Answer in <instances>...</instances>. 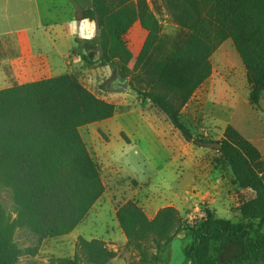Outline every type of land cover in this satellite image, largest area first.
<instances>
[{
  "label": "rangeland",
  "instance_id": "1",
  "mask_svg": "<svg viewBox=\"0 0 264 264\" xmlns=\"http://www.w3.org/2000/svg\"><path fill=\"white\" fill-rule=\"evenodd\" d=\"M86 1L78 0L79 5L84 3L81 16L92 7V0ZM146 1L161 30L155 49L143 61L135 64L147 34L137 20L123 36L132 55L128 71L122 70L117 56L100 59L99 26L95 38L85 42L84 65L70 71L93 94L115 106L113 116L79 127L104 190L66 234L39 240L26 228H16L17 264H66L73 259L80 237L101 241L99 245L108 253L103 264H191L185 253L188 229L208 213L231 222H258L254 190L239 184L217 141L227 133L240 135L259 152L255 169H264V64L248 69L234 46L236 38L224 40L208 58L210 75L181 108L183 122L198 141L186 140L161 108L131 85L145 91L150 88L157 79L153 68L184 41L195 14L188 0ZM196 8L200 10L197 17L202 16L204 3L198 0ZM94 20L97 23L95 15ZM118 81H127L128 86L121 88ZM252 88L258 91V105L250 100ZM150 129L164 138L159 135L156 140ZM207 139L209 143L201 142ZM128 200L135 201L150 219L163 207H171L180 230L166 243L147 241L143 255L127 243L118 220L117 211ZM0 211L5 221L16 216L11 191L1 182ZM205 264H264V258L237 242L211 241Z\"/></svg>",
  "mask_w": 264,
  "mask_h": 264
},
{
  "label": "trees",
  "instance_id": "2",
  "mask_svg": "<svg viewBox=\"0 0 264 264\" xmlns=\"http://www.w3.org/2000/svg\"><path fill=\"white\" fill-rule=\"evenodd\" d=\"M188 1L195 14L191 32L162 65L153 68L157 79L147 91L131 86L160 107L186 140L197 142L182 120L181 108L210 75L208 58L224 40L236 38L234 46L248 69L264 64V0H199L205 7L200 17L198 0ZM115 2L92 0L83 17L96 16L100 59L117 56L126 72L132 55L123 36L129 27L138 20L147 32L135 60L138 64L155 49L161 26L146 0ZM250 100L258 105L257 89L252 88ZM114 112L113 103L93 94L74 73L0 90V182L11 191L16 210L12 221H5L0 211V264H17L16 228H26L39 240L66 234L102 194L104 185L79 127L109 118ZM217 143L239 184L254 190L258 222H231L208 213L188 229L190 242L185 253L191 264H205L211 241H233L264 258V169L253 166L259 152L236 133H227ZM117 216L127 243L143 255L147 241L160 245L180 230L171 207H163L150 219L135 201L128 200ZM99 243L80 237L73 259L66 264H103L108 253Z\"/></svg>",
  "mask_w": 264,
  "mask_h": 264
},
{
  "label": "crops",
  "instance_id": "3",
  "mask_svg": "<svg viewBox=\"0 0 264 264\" xmlns=\"http://www.w3.org/2000/svg\"><path fill=\"white\" fill-rule=\"evenodd\" d=\"M83 5L78 0H0V90L84 65L85 40L68 31L69 21L84 18L79 15ZM150 132L156 140L164 138Z\"/></svg>",
  "mask_w": 264,
  "mask_h": 264
},
{
  "label": "clouds",
  "instance_id": "4",
  "mask_svg": "<svg viewBox=\"0 0 264 264\" xmlns=\"http://www.w3.org/2000/svg\"><path fill=\"white\" fill-rule=\"evenodd\" d=\"M68 31L73 37L78 36L81 40L91 41L97 34V23L87 17L81 19L79 23L73 19L68 22Z\"/></svg>",
  "mask_w": 264,
  "mask_h": 264
},
{
  "label": "water",
  "instance_id": "5",
  "mask_svg": "<svg viewBox=\"0 0 264 264\" xmlns=\"http://www.w3.org/2000/svg\"><path fill=\"white\" fill-rule=\"evenodd\" d=\"M119 87L121 88H126L128 86V82L127 81H123V82H117L116 83Z\"/></svg>",
  "mask_w": 264,
  "mask_h": 264
}]
</instances>
